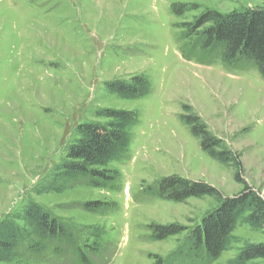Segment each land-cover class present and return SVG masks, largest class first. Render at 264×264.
Here are the masks:
<instances>
[{
	"label": "rangeland",
	"instance_id": "374dc122",
	"mask_svg": "<svg viewBox=\"0 0 264 264\" xmlns=\"http://www.w3.org/2000/svg\"><path fill=\"white\" fill-rule=\"evenodd\" d=\"M175 4L186 12L177 14ZM257 7L264 0H0V220L34 202L72 226L83 248L99 227L93 264H227L245 242H263V232L238 224L219 259L190 258L186 236L218 203L209 196L170 202L155 192L173 174L210 184L223 198L244 187L183 124L188 105L239 154L243 180L264 199V77L245 61L225 64L199 49L188 26L206 9ZM136 74L150 80L148 94L127 99L107 90ZM105 108L138 115L127 153L108 164L119 178L102 188L50 189L77 125L104 121L96 113ZM87 201L104 206L90 212ZM156 224L185 231L154 240ZM53 248L31 254L24 245L16 261L0 264H79L73 250Z\"/></svg>",
	"mask_w": 264,
	"mask_h": 264
},
{
	"label": "trees",
	"instance_id": "16d2710c",
	"mask_svg": "<svg viewBox=\"0 0 264 264\" xmlns=\"http://www.w3.org/2000/svg\"><path fill=\"white\" fill-rule=\"evenodd\" d=\"M172 8L179 15L187 9L179 4ZM188 26L191 35L197 36L195 43L199 49L217 52L225 64L245 61L264 77V7L230 13L206 9ZM107 90L121 98L135 99L150 92L151 82L145 75L136 74L129 81L107 83ZM182 108L185 115L180 119L199 139L201 149L223 166L234 169V181L244 186L235 195L223 198L214 186L189 181L175 174L156 182L155 192L163 200L182 203L191 197L201 199L209 196L218 203L202 219L201 225L186 236L184 250L186 256L199 257V261L210 263L230 249L235 239L231 233L238 224H247L252 230L264 233V199L243 180L239 154L208 131L190 106L183 105ZM96 116L104 121L83 122L75 128V139L67 146L65 159L55 167L50 189L61 192L73 184L102 188L119 178V172L108 168V164L119 161L127 153L131 142L129 129L136 124L137 112L105 108ZM82 205L84 210L96 212L103 208L104 202L87 201ZM150 228L154 240H164L185 231L175 224H156ZM92 229L93 242L80 247L72 226L60 222L42 206L28 203L12 218L0 220V262L16 261L21 247L26 245L31 254H41L51 246L58 254L71 249L79 264H93L88 255L100 249L98 240L103 232L99 227ZM235 254L227 264L264 260V241L245 242ZM155 264L169 263L158 259Z\"/></svg>",
	"mask_w": 264,
	"mask_h": 264
}]
</instances>
